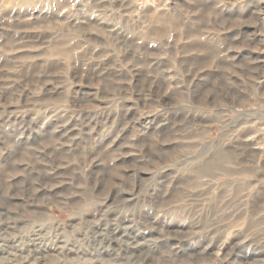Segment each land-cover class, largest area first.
<instances>
[{
    "label": "rangeland",
    "instance_id": "374dc122",
    "mask_svg": "<svg viewBox=\"0 0 264 264\" xmlns=\"http://www.w3.org/2000/svg\"><path fill=\"white\" fill-rule=\"evenodd\" d=\"M0 260L264 264V0H0Z\"/></svg>",
    "mask_w": 264,
    "mask_h": 264
},
{
    "label": "bare ground",
    "instance_id": "6f19581e",
    "mask_svg": "<svg viewBox=\"0 0 264 264\" xmlns=\"http://www.w3.org/2000/svg\"><path fill=\"white\" fill-rule=\"evenodd\" d=\"M3 241V240H2ZM8 243V242H7ZM6 244V243H5ZM14 244V243H13ZM7 246V245H6ZM2 249V248H1ZM5 250V249H4ZM39 251V250H38ZM5 254V253H4ZM11 260H13V259H11ZM1 261V260H0Z\"/></svg>",
    "mask_w": 264,
    "mask_h": 264
}]
</instances>
